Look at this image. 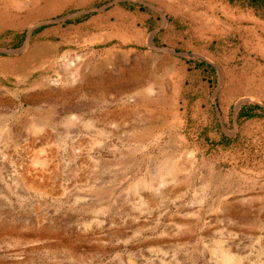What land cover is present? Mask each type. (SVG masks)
<instances>
[{
    "label": "rangeland",
    "instance_id": "374dc122",
    "mask_svg": "<svg viewBox=\"0 0 264 264\" xmlns=\"http://www.w3.org/2000/svg\"><path fill=\"white\" fill-rule=\"evenodd\" d=\"M260 51L247 1L0 0V264H264Z\"/></svg>",
    "mask_w": 264,
    "mask_h": 264
},
{
    "label": "trees",
    "instance_id": "16d2710c",
    "mask_svg": "<svg viewBox=\"0 0 264 264\" xmlns=\"http://www.w3.org/2000/svg\"><path fill=\"white\" fill-rule=\"evenodd\" d=\"M231 4H239L243 3L244 1H247L249 6L255 10H264V0H227ZM83 19L86 18V16H82ZM80 18V19H82ZM207 65V64H206ZM204 63H198L196 64V68L202 69L203 71L207 70ZM210 67V66H209ZM260 109L259 106L255 105L253 107H243L240 109V111L237 114L238 118H251L256 116L257 112Z\"/></svg>",
    "mask_w": 264,
    "mask_h": 264
},
{
    "label": "crops",
    "instance_id": "0c3cea01",
    "mask_svg": "<svg viewBox=\"0 0 264 264\" xmlns=\"http://www.w3.org/2000/svg\"><path fill=\"white\" fill-rule=\"evenodd\" d=\"M258 11V10H257ZM255 57L258 59L257 70L264 72V51L256 52ZM260 72L259 80L264 81V75Z\"/></svg>",
    "mask_w": 264,
    "mask_h": 264
}]
</instances>
